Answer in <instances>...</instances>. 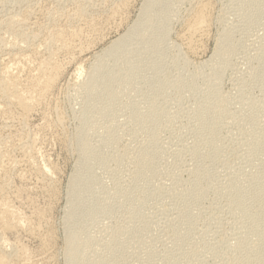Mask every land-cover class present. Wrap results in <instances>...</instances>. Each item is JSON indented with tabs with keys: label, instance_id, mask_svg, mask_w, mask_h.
Returning a JSON list of instances; mask_svg holds the SVG:
<instances>
[{
	"label": "rangeland",
	"instance_id": "rangeland-1",
	"mask_svg": "<svg viewBox=\"0 0 264 264\" xmlns=\"http://www.w3.org/2000/svg\"><path fill=\"white\" fill-rule=\"evenodd\" d=\"M124 1L0 0V81L15 76L22 95L34 97L30 113L26 115L17 107L4 106L0 97V207L10 214L12 223L21 220L15 233L12 230L5 236L0 234V259L7 256V264H70L65 244L71 233L68 231L73 230L72 233L83 232V239L86 236L88 240L80 255L82 264H264V235L261 234L264 232V151L260 155L253 152L254 146L264 143V1L207 0L211 20L208 30L197 39L194 51H188L181 36L198 1L164 0V4L161 0L164 8H171L168 37L166 30L158 32L157 40L159 38L162 45L157 42L156 51L147 49L139 60L137 57L136 61L132 60L135 66L142 63V56L151 54L136 66L140 71L133 77L137 79L129 77L131 83L125 79L126 83L110 85L109 94L117 99H108L107 92L95 99L89 91L95 61L111 42L132 30L146 0ZM249 2L256 3V7ZM245 13L254 14L247 18ZM10 23L14 25L13 30ZM149 32L147 29L146 35ZM57 33L64 37L62 44L53 40ZM224 34L227 45L232 44L234 49L228 51L223 63L218 60L217 67L216 61L210 62V58L217 40ZM148 61L154 63L151 65ZM107 62L113 67L111 59ZM146 62L150 70L144 67ZM48 64H51L46 70L49 77L46 72L42 76L41 69ZM8 67L13 72L9 73ZM163 67L168 70L161 72ZM146 69L151 74L154 69L158 73L154 70L156 75H151ZM217 69L221 70L217 72L219 75ZM40 76L44 80L52 79L42 92L34 86ZM209 76H213L215 82L209 81ZM149 79H154L153 83ZM174 79L181 85H174ZM257 81H261L259 85ZM147 84L150 87L147 88ZM136 88L138 93L133 91ZM27 91L32 93L26 95ZM220 96L225 105L220 111L223 113L218 117L219 122L213 109L216 111ZM205 98L211 102L215 100V108L212 103L205 105L206 100L210 102ZM153 100L161 107L158 108V103V106L150 105ZM94 101L99 107L93 106ZM134 105L139 106L141 114ZM139 108L146 109V114L150 112L148 118L153 119L146 121L147 115ZM251 109L253 111L249 112ZM105 110L110 117L106 121L101 114ZM94 112L100 114L92 115ZM211 124L214 133L209 131L213 127ZM108 134L114 135L108 137ZM79 135L89 140L87 152L76 145ZM106 139L109 146L104 144ZM145 149L156 151L155 168L138 179L137 165ZM100 153L108 155L100 160ZM81 160L86 166L79 176V180L83 179L80 186L88 193L86 205L82 206L76 202L77 185L71 182ZM201 168L207 170L203 172ZM197 170L201 171V176H209L202 178ZM199 177L207 184L203 181L202 185ZM196 186L201 187L203 197L200 194V198ZM257 187L260 194L255 190ZM236 189L240 190V196L245 192L244 198H238ZM234 193L237 200H242L236 206ZM255 193L260 198L252 201ZM240 204L246 206L247 211ZM164 205L167 207L162 208ZM70 214H74L72 219ZM179 227H183V231Z\"/></svg>",
	"mask_w": 264,
	"mask_h": 264
},
{
	"label": "bare ground",
	"instance_id": "bare-ground-1",
	"mask_svg": "<svg viewBox=\"0 0 264 264\" xmlns=\"http://www.w3.org/2000/svg\"><path fill=\"white\" fill-rule=\"evenodd\" d=\"M124 1V0H123ZM168 1V0H167ZM198 2H196L197 3V5H196V7H195V9H194V11H193V14L189 17V19H188V21L186 22V25H184V32H182V34H183V36H181V39H182V37H183V41H184V46H186V48L188 49V51H194V47H195V44H196V41H197V39H199V37L200 36H202V35H204V33H206V31L208 30V27H209V23H210V18H209V4L210 3H208L207 2V0H197ZM245 1V0H244ZM248 1H250V0H248ZM253 1V0H252ZM256 1V3H258L257 2V0H254V2ZM261 1V0H260ZM264 1V0H263ZM125 2V1H124ZM123 2V3H124ZM172 2V1H171ZM240 2H241V0H240ZM162 2H161V0H146L145 2H144V4H143V6H142V10H141V12H140V16H139V19H138V21L135 23V25L133 26V28H132V30L129 32V33H127V34H124V35H122L121 37H119L118 39H116L115 41H113V42H111V44L101 53V55L99 56V58H98V60H96L95 61V63H94V65H93V67H95L94 68V70H93V76H92V80H91V84H90V87H89V91H90V93H91V96L93 97V98H95L96 96H98V95H100V94H102V96H103V92H107V94H106V96H107V98L108 99H110V100H115V96L114 95H110L109 94V88H110V85L112 84V83H114V82H123L125 79H127L128 80V78L129 77H133V76H135L136 74H139V73H137V72H139L140 71V69H138L139 67H136V66H138L139 64H142L143 63V61H144V57L145 56H142L143 57V61H141L142 63H138L137 65H135V66H133V64H132V60H134V58L135 57H139V56H141V55H143V54H145V52H146V50L147 49H151V52H152V49L154 50V51H156L157 49H155L156 47H154L155 45L157 46V42H158V40H159V38H158V40H157V35H158V32H160V31H164V30H166L165 32L167 33H165V36L167 35V37H168V30H169V28L171 27L170 25H168V23H167V21H169L170 19L168 18V15H170V14H168V11L171 9H166V7L164 8V6H162V4H161ZM163 3H164V0H163ZM248 3V2H247ZM249 3H252V5L253 6H255L256 5V3H253V2H249ZM260 3V2H259ZM262 3V2H261ZM165 4V3H164ZM171 4V3H170ZM172 4H173V2H172ZM192 4H194V3H192ZM263 4V3H262ZM243 5V4H242ZM251 5V6H252ZM259 5V4H258ZM125 6V5H124ZM167 6H169V5H167ZM250 6V5H249ZM253 6L252 7H250V9L251 8H253ZM262 6V5H261ZM260 6V7H261ZM169 7H171V6H169ZM256 7V6H255ZM264 7V6H263ZM122 9V8H121ZM212 9V8H211ZM258 9H259V7H258ZM262 9V8H261ZM29 10H30V8H29ZM124 10V9H123ZM253 10V9H252ZM255 10V9H254ZM264 10V9H263ZM172 11V10H171ZM251 11V10H250ZM256 11V10H255ZM80 12V11H79ZM121 12V11H120ZM170 12V11H169ZM247 12H248V10H247ZM257 12V11H256ZM6 13H7V11H6ZM258 13H259V10H258ZM257 13V14H258ZM262 13H263V11H262ZM262 13H261V15H260V17L262 16ZM9 14V13H8ZM120 14V13H119ZM171 14H172V12H171ZM246 15H248L247 16V18L249 17V15H251V14H248V13H245ZM254 14V13H253ZM253 14H252V16H253ZM79 15H80V13H79ZM121 15V14H120ZM25 16V15H24ZM171 16V15H170ZM169 16V17H170ZM264 16V15H263ZM80 17V16H79ZM82 17V16H81ZM80 17V18H81ZM24 19V21H25V18H23ZM22 19V20H23ZM87 19V18H86ZM251 19V18H250ZM13 20V19H12ZM12 20H10V21H12ZM15 20V19H14ZM17 20V19H16ZM30 21V20H29ZM14 22V21H13ZM20 22H22V21H20ZM33 22V21H32ZM31 22V23H32ZM78 22V21H77ZM248 22H249V20H248ZM15 23V22H14ZM85 23V22H84ZM13 24V23H12ZM11 23H10V27H12V26H14V25H12ZM21 24V23H20ZM170 24H171V21H170ZM17 25V24H16ZM35 25V24H34ZM33 25V26H34ZM66 25V24H65ZM167 25L169 26V28L167 27ZM9 26V25H8ZM68 26V25H67ZM9 27V28H10ZM16 28H17V26H15ZM72 27V26H71ZM29 28V27H28ZM59 28V27H58ZM18 29V28H17ZM25 29V28H24ZM149 30L150 32H149V34L148 35H146V33H145V31L146 30ZM168 29V30H167ZM11 30H13V27H12V29ZM22 30V29H21ZM55 30V29H54ZM73 30V29H72ZM71 31V30H70ZM6 32V31H5ZM72 32V31H71ZM74 32V31H73ZM10 33V32H9ZM64 33V32H63ZM163 33V32H162ZM11 34H13L12 32H11ZM16 36H17V34L16 33H14ZM21 34V33H20ZM67 34V33H66ZM69 34V33H68ZM160 35V34H159ZM158 35V36H159ZM162 35V34H161ZM230 35V34H229ZM25 36V35H24ZM51 36V35H50ZM70 36H72V35H70ZM164 36V35H163ZM231 36V35H230ZM48 37V36H47ZM167 37H165L164 39H166ZM221 37V36H220ZM228 37V36H227ZM21 38H22V36H21ZM51 38H52V36H51ZM63 38L64 37H62V34H59V33H57V35L56 34H54V37H53V40L56 42L57 41V43L58 42H60L61 44L63 43ZM163 38V37H162ZM16 39H17V37H16ZM19 39V38H18ZM23 39V38H22ZM230 39H232V38H230ZM53 40H51L53 43H54V41ZM65 40V39H64ZM69 40V39H68ZM160 40H161V38H160ZM20 41V40H19ZM71 41V40H70ZM161 41H164V40H161ZM229 41V40H228ZM8 42V41H7ZM12 42V41H11ZM15 43V42H14ZM50 43V42H49ZM159 43V42H158ZM4 44V43H3ZM59 44V43H58ZM69 44V43H68ZM71 44V43H70ZM160 45H162L161 44V42L159 43ZM158 44V45H159ZM233 44H234V42H233ZM64 45V44H63ZM14 46V45H13ZM52 46V45H51ZM64 46H66V45H64ZM72 46V45H71ZM235 46H236V43H235ZM16 47V46H15ZM30 47V46H29ZM67 47V46H66ZM134 47V48H133ZM2 48V47H1ZM4 48V47H3ZM26 48V47H25ZM64 48V47H63ZM133 48V49H132ZM157 48H158V46H157ZM160 48H162V47H160ZM234 49V47H233V45L231 44V45H229V43H228V45H227V40H226V36H225V34H224V37H221L219 40H217V43H216V47H215V50H214V53H213V55H212V57L210 58V62H215V64L218 62V60L220 59V60H222V62L221 63H223V59H225L226 58V56H227V54H228V51H232ZM160 50V49H159ZM158 50V51H159ZM182 50V49H181ZM25 51V50H24ZM49 51V50H48ZM157 51V52H158ZM19 52H20V50H19ZM18 52V53H19ZM22 52V51H21ZM150 52V53H151ZM156 52V53H157ZM159 52H161V50L159 51ZM163 52V54H164V51H162ZM3 53V52H2ZM56 53V52H55ZM149 53V52H148ZM27 54V53H26ZM159 54V53H158ZM230 54V53H229ZM9 55V54H8ZM148 55V54H147ZM149 55H151V54H149ZM148 55V56H149ZM14 56V55H13ZM38 56V55H37ZM148 56H146V57H148ZM158 56V55H157ZM156 55H155V57H157ZM163 56V55H162ZM222 56V57H221ZM224 56V57H223ZM15 57H17V54H16V56ZM14 57V58H15ZM141 57V58H142ZM145 57V58H146ZM155 57H153V56H151V58L153 59H155ZM162 58L160 55L158 56V58ZM22 58V57H21ZM29 58V57H28ZM31 58V57H30ZM51 59H52V57H50ZM222 58V59H221ZM228 58V57H227ZM13 59V58H12ZM18 59V58H17ZM108 59H111L112 60V62H113V67H110L109 66V64H108V62H107V60ZM136 59V58H135ZM148 59V58H147ZM157 59V58H156ZM155 59V60H156ZM14 61H16L17 62V60H16V58L15 59H13ZM31 60V59H30ZM29 60V61H30ZM45 60V59H44ZM53 60V59H52ZM52 60H50V61H52ZM138 60H139V58H138ZM146 60V59H145ZM149 60H150V58H149ZM155 60H153V61H155ZM158 60V59H157ZM161 60V59H160ZM163 60H165V59H163ZM162 60V61H163ZM219 60V61H220ZM134 61H136V60H134ZM133 61V62H134ZM152 61V60H151ZM149 62V64H151L152 62ZM162 61H161V63H162ZM24 62V61H23ZM26 62V61H25ZM43 62V61H42ZM45 62V61H44ZM137 62H139V61H137ZM158 62V61H157ZM164 62V61H163ZM14 63V62H13ZM19 62H17V64H18ZM21 63V62H20ZM46 63V62H45ZM154 63V62H153ZM152 63V64H153ZM160 63V64H161ZM164 63H166V62H164ZM187 63V62H186ZM206 63V62H205ZM209 63V62H208ZM220 63V62H219ZM221 63H220V66H221ZM224 63H227V62H224ZM42 64V63H41ZM51 64H53L52 62H51ZM51 64H48L47 65V67H45L44 69L42 68L41 70H42V76H43V74H44V72H46V70L48 71V69L50 68V65ZM136 64V63H135ZM148 64V65H149ZM151 64V65H152ZM157 64H159V63H157ZM9 65V64H8ZM11 65V64H10ZM9 65V66H10ZM14 65H16V64H14ZM147 65V62H146V64H145V66L144 65H142V66H144V67H146L147 66V69H149L148 67H151V66H148ZM155 65V64H154ZM154 65L152 66V67H154ZM167 65V64H166ZM204 65V64H203ZM223 66L225 65V66H227L226 64H222ZM17 66V65H16ZM25 66V65H24ZM57 66V65H56ZM159 66V65H158ZM165 66V65H164ZM205 66H207L206 64H205ZM204 66V67H205ZM210 66H211V64H210ZM214 66V65H213ZM216 66H217V64H216ZM219 66V67H220ZM6 67V66H5ZM17 67H19V66H17ZM136 67V68H135ZM140 67H141V65H140ZM156 67V66H155ZM154 67V68H155ZM166 67H168V66H166ZM165 67V68H166ZM218 67V66H217ZM222 67V66H221ZM11 69V67H8V69ZM16 68V67H15ZM20 68V67H19ZM19 68H18V70H19ZM51 68H52V66H51ZM159 68H161V66L159 67ZM164 67L162 68V71L161 72H163V70L165 69ZM224 68V67H223ZM222 68V70L224 71V69L226 68H224L223 69ZM9 69V73H10V70ZM17 69V68H16ZM39 69V68H38ZM56 69H57V67H56ZM55 69V70H56ZM59 69V68H58ZM147 69H146V72H148L147 71ZM153 69V68H152ZM156 69V68H155ZM154 69V70H155ZM221 69V68H220ZM14 70V69H13ZM143 70V69H142ZM154 70H151V71H153L152 72V74H154ZM156 70H159L158 68L156 69ZM156 70H155V73H158V72H156ZM166 71L168 70V69H165ZM264 69L262 68V71H263ZM7 71V70H6ZM27 71V70H26ZM40 71V70H39ZM81 71V69L79 70V72ZM145 71V70H144ZM143 71V72H144ZM160 71V70H159ZM219 71V73H220V71L221 70H219V69H217V71H216V73ZM262 71H261V68H260V72L262 73ZM11 72H13V71H11ZM20 72H22L21 70H20ZM56 72V71H55ZM160 72V73H161ZM165 72V71H164ZM255 72V71H254ZM256 72H259L258 70L256 71ZM8 73V72H7ZM6 73V74H7ZM38 73V72H37ZM81 73V72H80ZM141 73H142V71H141ZM148 73H150V72H148ZM219 73H217L218 75H219ZM5 74V73H4ZM6 74H5V76H6ZM22 74V73H21ZM39 74V73H38ZM46 74H48V72H46ZM147 74V73H146ZM145 74V75H146ZM151 74V73H150ZM150 74H147V75H150ZM151 74V75H152ZM211 74H214V70H213V73H211ZM259 74V73H258ZM257 74V77L259 76ZM8 75V74H7ZM16 75V74H15ZM40 75V74H39ZM51 75V74H50ZM154 75H156V74H154ZM161 75V74H160ZM159 75V76H160ZM180 75V74H179ZM178 75V76H179ZM182 75V74H181ZM181 75H180V77H181ZM217 75V76H218ZM17 76H18V74H17ZM138 76V75H137ZM164 76V79H165V77H167V76H165V74L163 75ZM163 76L162 77H160V78H162V81H164L163 80ZM168 76H169V74H168ZM190 76V75H189ZM214 76V75H213ZM213 76L212 77H210L209 79V81H211V79H213L214 80V78H213ZM220 76H221V74H220ZM219 76V77H220ZM253 76H255V74H253ZM263 76H264V74H263ZM262 76V77H263ZM7 77V76H6ZM34 77V76H33ZM48 77H49V74H48ZM173 77V76H172ZM177 77V76H176ZM180 77H179V79H180ZM185 77V76H184ZM188 77V76H187ZM187 77L186 78H184V79H187ZM2 78V77H1ZM20 78V77H19ZM32 78V77H31ZM44 78H47V77H45V75H44ZM55 78V77H54ZM134 78V77H133ZM146 78V77H145ZM144 78V79H145ZM151 78H153V77H151ZM154 78H156V76H154ZM178 78V77H177ZM190 79H191V77H189ZM193 78H194V76H193ZM193 78H192V80H193ZM256 77H254V79H255ZM37 79H38V81H37ZM36 79V84H34V86H35V88H36V90L38 89V90H40L41 92H42V89H45L47 86H49L50 84H51V80L52 79H42V77L40 76L39 78H37ZM130 79V78H129ZM134 79H137V77L136 78H134ZM147 79V78H146ZM145 79V80H146ZM157 79H158V77H157ZM170 79H171V77H170ZM182 79H183V76H182ZM195 79V78H194ZM216 79V78H215ZM260 79V78H259ZM262 79V78H261ZM21 80V79H20ZM28 80H29V78H28ZM126 80V81H127ZM149 80H151L152 81V83H153V80L154 79H149ZM148 80V81H149ZM189 80V79H188ZM219 80V79H218ZM258 80V79H257ZM30 81H32V80H30ZM33 81H35V80H33ZM55 81V80H54ZM126 81H124L125 83H126ZM135 81V80H134ZM166 81V80H165ZM168 81V80H167ZM174 81L176 82V81H179V80H177V79H174ZM174 81H172L173 83H174ZM182 80L180 79V82H181ZM185 81H187V80H184V82ZM191 81V80H190ZM217 81V80H216ZM262 81V80H261ZM260 81V82H261ZM127 82H130L129 80L127 81ZM144 82V81H143ZM147 82V81H146ZM168 82H170V81H168ZM180 82H176V83H174V85H176V86H178V85H181V83ZM212 82H215V80L214 81H212ZM252 82H253V80H252ZM259 82V83H260ZM35 83V82H34ZM131 83V82H130ZM147 83H150V82H147ZM191 83H193L192 81H191ZM196 83V82H195ZM255 83H256V79H255ZM254 83V84H255ZM257 83H258V81H257ZM259 83H258V85H259ZM28 84V83H27ZM194 84V83H193ZM20 84H19V81H18V78L17 77H15V76H9V77H7L6 79H1V81H0V97H1V100H2V102L1 103H3V105L4 106H12V107H17L21 112H22V114L23 115H26V114H28V113H30V108H31V104L33 103H31V99L32 100H34V97H32V98H30V94H29V97H25L24 95H22V91L18 88V86H19ZM133 85V84H132ZM135 85V84H134ZM149 84H147V88L148 87H150V85L148 86ZM195 85V84H194ZM32 86V85H31ZM52 86V85H51ZM135 86H138V85H135ZM193 86V85H192ZM249 86H251V85H249ZM255 86V85H254ZM29 87V86H28ZM154 87V86H153ZM195 87V86H194ZM34 87H32V89H33ZM51 88V87H50ZM132 88H134V87H132ZM252 88V87H251ZM130 89V88H129ZM141 89V88H140ZM139 89V90H140ZM154 89V88H153ZM210 89H212V88H210ZM209 89V90H210ZM22 90H24V88L22 89ZM30 90V89H29ZM34 90V89H33ZM131 90V89H130ZM136 90H138L137 88L135 89V90H133L134 92L136 91ZM155 90V89H154ZM244 90H246V89H244ZM243 90V91H244ZM248 88H247V92H248ZM132 91V92H133ZM208 91V90H207ZM207 91H205L206 93H207ZM212 91V90H211ZM213 91H214V89H213ZM212 91V92H213ZM246 91H244V92H246ZM26 92V91H25ZM25 92H23V93H25ZM30 92V91H29ZM28 91H27V94L26 95H28V93H29ZM34 92H35V90H34ZM33 92V93H34ZM137 92V91H136ZM139 92V91H138ZM137 92V93H138ZM210 92V91H209ZM212 92L210 93V96H212L211 94H212ZM217 92V91H216ZM243 92V93H244ZM30 93H32V92H30ZM39 93V92H38ZM215 93V92H214ZM213 93V94H214ZM218 94H219V92H217ZM242 93V94H243ZM203 94V93H202ZM42 95V94H41ZM204 95H205V93H204ZM207 95H209V93L207 94ZM216 96H217V94H215ZM44 96V95H43ZM214 96V95H213ZM244 96H246V95H244ZM203 97H206V96H203ZM218 97V96H217ZM98 98V97H97ZM220 98H221V96H220ZM96 99V98H95ZM95 99H93V100H95ZM106 99V98H105ZM117 99V98H116ZM206 99H208L209 100V98H205V100ZM212 99V98H211ZM218 99V98H217ZM204 100V99H203ZM221 100H222V98H221ZM221 100L219 99L216 103V111H215V109H213V113H215L214 115H215V117H216V119L218 120V117H220V115H221V113H223V112H220L224 107H223V105H225V102L223 103V100H222V102H221ZM154 101V100H153ZM210 102H208L207 100L204 102L205 103V105H206V102L209 104H211L212 103V105H213V102L215 101H213V102H211V100H209ZM95 102L96 101H94V103H93V106L95 105L96 106V104H97V102H96V104H95ZM157 102V101H156ZM36 103V102H35ZM158 103V102H157ZM157 103H155V101L152 103V104H150V105H152L153 106V104H156L157 105ZM39 104V103H38ZM37 104V105H38ZM159 104V103H158ZM203 104V103H202ZM207 104V105H208ZM136 105V104H135ZM134 105V106H135ZM138 105V104H137ZM33 106H35V105H32V107ZM152 106H150V107H152ZM155 106V105H154ZM158 106V105H157ZM208 106H210V105H208ZM214 106V105H213ZM213 106H211V107H213ZM96 107H99L98 105L96 106ZM138 107L139 106H135V108H137V110L136 111H138ZM149 107V108H150ZM161 107V105L159 104V107L158 108H160ZM201 107V106H200ZM204 106H202L201 108H203ZM90 108H93V107H90ZM148 108V109H149ZM154 108V107H153ZM158 108H157V110H158ZM205 108V107H204ZM203 108V109H204ZM214 108H215V106H214ZM99 109V108H98ZM133 109H134V107H133ZM139 109H141V108H139ZM143 109V108H142ZM141 109V110H142ZM209 109V108H208ZM32 110V109H31ZM92 110H96V111H99V110H97V109H95V108H93ZM144 110H146V109H143V111ZM150 110H152V109H149V111ZM156 109L154 108L152 111L154 112ZM160 110H162V109H160ZM202 110V109H201ZM212 110V109H211ZM206 111V110H205ZM224 111V110H223ZM251 111H253L252 109L249 111V112H251ZM89 112V111H88ZM87 112V113H88ZM134 112V111H133ZM139 113H140V111H138ZM137 112V113H138ZM145 112V111H144ZM148 112V111H147ZM157 112V111H156ZM158 112H159V110H158ZM161 112V111H160ZM220 112V113H219ZM86 113V112H85ZM142 113V112H141ZM140 113V114H141ZM150 113V112H149ZM149 113H147V114H149ZM211 112H209V114H210ZM97 115L98 116V114H100V112L98 113V112H94L92 115ZM101 114H104V118H105V121H106V119H108V118H110V117H108L107 116V110H105V111H103V113H101ZM134 115H135V113H133ZM145 114H146V112H145ZM146 114V115H147ZM208 114V115H209ZM251 113H249V115H250ZM86 117H88V114L86 115V114H84ZM91 115V116H92ZM95 115V116H96ZM134 115H133V117H134ZM138 115V114H137ZM143 115V114H142ZM155 115V114H154ZM207 115V114H206ZM206 115H204V116H206ZM30 116V115H29ZM89 116H90V114H89ZM132 116V115H131ZM139 116H141V115H139ZM138 116V117H139ZM145 116V115H144ZM210 116H211V114H210ZM209 116V117H210ZM213 116V115H212ZM211 116V117H212ZM94 116H92L91 118H93ZM100 117V119H101V117L102 116H99ZM137 117V118H138ZM146 117V116H145ZM149 116L147 115V118H148ZM210 117V118H211ZM88 118H90V117H88ZM95 118H98V117H95ZM104 118H103V120H104ZM150 118H152V117H150ZM150 118H148V119H146V118H144V120L146 119V121L147 120H150ZM158 118V117H157ZM200 118H203V117H200ZM205 118V117H204ZM207 118V117H206ZM212 118H214V117H212ZM87 119V118H86ZM131 119H133V118H131ZM135 119H136V117L134 118V121H135ZM143 119V118H142ZM153 119V118H152ZM216 119L214 120V121H216ZM83 120H84V118H83ZM90 120V119H89ZM92 120V119H91ZM98 120H99V118H98ZM97 120V121H98ZM139 120V119H138ZM141 120V119H140ZM143 120V121H144ZM156 120V119H155ZM158 120H159V118H158ZM158 120H156V121H158ZM204 120V119H203ZM208 120V119H207ZM87 121V120H86ZM85 121V122H86ZM100 121V120H99ZM104 121V122H105ZM108 121V120H107ZM109 121H110V119H109ZM112 121V120H111ZM110 121V122H111ZM142 121V122H143ZM145 121V122H146ZM151 121V120H150ZM202 121V120H201ZM219 122H220V119L218 120ZM89 122V121H88ZM91 122V121H90ZM100 122H102V121H100ZM103 122V123H104ZM109 122V123H110ZM137 122V121H136ZM141 122V121H140ZM141 122V123H142ZM203 122V121H202ZM201 122V123H202ZM205 122V121H204ZM203 122V123H204ZM87 123V122H86ZM111 123H113V122H111ZM110 123V124H111ZM118 123V122H117ZM150 123V122H149ZM159 123H160V121H159ZM206 123H207V121H206ZM205 123V124H206ZM210 123H213V121L211 122L210 121ZM218 123V122H217ZM102 124V123H101ZM115 124V123H114ZM135 124H137V123H135ZM143 124H147V123H143ZM150 124H153V123H150ZM155 124H156V122H155ZM214 124V123H213ZM112 125V124H111ZM138 125V124H137ZM157 125V124H156ZM212 125V124H211ZM216 125V124H215ZM218 125V124H217ZM105 126V125H104ZM106 126H110V125H106ZM143 125H141V127H142ZM158 126V125H157ZM203 126V125H202ZM213 126V125H212ZM3 127V126H2ZM102 127V126H101ZM116 128H118L117 127V125L115 126ZM121 126L119 125V128H120ZM153 127H154V124H153ZM156 127V126H155ZM204 127V126H203ZM217 127V126H216ZM216 127H215V130H216ZM107 128V127H106ZM105 128V129H106ZM207 128V127H206ZM212 128H214V126L213 127H211V129L209 130V131H214ZM108 129H110V128H108ZM115 129V128H114ZM218 130H219V128H217ZM111 130V129H110ZM113 130V129H112ZM207 130V129H206ZM217 130V131H218ZM108 132H109V130H107ZM216 131V132H217ZM156 132V131H155ZM154 132V133H155ZM219 132V131H218ZM110 134H111V132H109ZM157 133V132H156ZM205 133V132H204ZM211 133V132H210ZM214 133V132H213ZM213 133H211L212 134V136H213ZM110 134H108V137H113V135L114 134H112V135H110ZM210 134V135H211ZM155 135H157V134H155ZM154 135V136H155ZM216 135L217 134H215V136L214 137H216ZM117 136H119L118 135V133H117ZM117 136H116V138H117ZM153 136V135H152ZM207 136H208V133H207V135H206V139H208L207 138ZM211 136V137H212ZM208 137H210V136H208ZM213 137V138H214ZM202 138V137H201ZM205 137H203V140L205 141V139H204ZM2 139V138H1ZM110 139V138H109ZM117 139H119V138H117ZM117 139H115V140H117ZM154 140L156 139V138H153ZM111 140H112V138H111ZM111 140H110V142H111ZM114 140V139H113ZM209 140V139H208ZM212 140V139H211ZM107 142V139L105 140V143L104 144H107L108 142H109V140H108V142ZM199 142H201V139L200 140H198V143ZM77 143V144H76ZM75 144L76 145H78L79 147H80V149L82 150V151H84V152H87L88 151V145H89V140L87 139V136L86 137H81V135H79V137H78V140H77V142H76ZM203 143V142H202ZM103 144V145H104ZM110 144V143H109ZM111 144H113V142L111 143ZM115 144V143H114ZM200 144V143H199ZM108 145V144H107ZM255 145V144H254ZM3 146V145H2ZM23 146V145H22ZM106 146V145H105ZM104 146V147H105ZM109 146V145H108ZM107 146V147H108ZM112 146V145H111ZM114 146V145H113ZM152 146V145H151ZM20 147V146H19ZM153 147V146H152ZM109 148V147H108ZM108 148H106V149H108ZM150 148V147H149ZM154 148V147H153ZM4 149V148H3ZM102 149V148H101ZM152 149V148H151ZM0 150H1V148H0ZM109 150H111V149H109ZM109 150H107L108 152H110ZM251 150H252V147H251ZM35 151V150H34ZM106 151V152H107ZM154 151V150H153ZM150 151V149H145L144 150V152L142 153V155L140 156V158H139V163H138V171H136V177L138 178V179H140L141 177H142V174L144 173V172H146L147 170H149V169H152L154 166H153V163H154V157H155V152L156 151ZM262 151H264V143L262 142V143H260L259 142V144H257L256 146H254L253 147V152H254V155H256V154H258V155H260V153L262 152ZM101 152H102V150H101ZM207 152V151H206ZM252 152V151H251ZM202 153V152H201ZM200 153V154H201ZM209 153H210V151H209ZM213 153V152H212ZM212 153H210V154H212ZM215 154H216V152H214ZM213 153V154H214ZM1 154V153H0ZM102 154H103V152H102ZM102 154L100 153V160H102L103 158H105L108 154H106V155H103L102 156ZM104 154H105V149H104ZM204 154H206L205 153V151H204ZM202 155V154H201ZM209 156V155H208ZM211 156H213V155H211ZM120 157H122L121 155H120ZM124 157V156H123ZM122 157V158H123ZM213 157H215V156H213ZM11 158V157H10ZM201 158V157H200ZM202 158H204V157H202ZM208 158V157H207ZM212 158V157H211ZM210 157H209V159H211ZM1 157H0V161H1ZM120 159V158H119ZM204 159H206V158H204ZM215 159V158H214ZM4 160V159H3ZM120 160H122V159H120ZM202 160V159H201ZM123 161V160H122ZM211 161H212V159H211ZM28 162V161H27ZM31 162V161H30ZM81 163H79V165L76 167V170H75V174H74V176L72 177V184L73 185H77V194H76V202H77V204L79 205H81V204H85L86 205V196H88L87 194V191L86 190H84V189H82V187L83 186H80L82 183V181H83V179H81L80 178V180H79V176H80V174H81V171L83 170L82 169V167H85L86 166V163H84V160H81L80 161ZM201 162V161H200ZM14 163V162H13ZM24 164V163H23ZM155 164H156V162H155ZM154 164V165H155ZM198 164V163H197ZM21 166V165H20ZM89 166V165H88ZM199 166H200V164H199ZM198 166V167H199ZM202 166V165H201ZM198 167H197V169H198ZM155 168V167H154ZM1 169V168H0ZM45 169V168H44ZM195 169H196V166H195ZM202 169V168H201ZM205 169V168H204ZM204 169H202L203 170V172H205L204 171ZM155 170V169H154ZM152 171H153V169H152ZM196 171V170H195ZM194 171V172H195ZM198 172H199V170H197ZM149 172H151V171H149ZM148 172V173H149ZM201 172V171H200ZM199 172V173H200ZM47 173V172H46ZM206 173H208L209 174V172H206ZM194 175H197V173L196 174H194ZM23 176V175H22ZM199 176H201V173H200V175ZM204 176H205V174H204ZM204 176H201L202 178L204 177ZM209 175H207L206 174V178L208 177ZM24 177V176H23ZM195 177V176H194ZM197 177H198V175H197ZM201 177H199L200 179L198 180L199 182H201L202 180H201ZM204 177V178H205ZM136 178V179H137ZM196 178V177H195ZM205 178V179H206ZM5 179V178H4ZM3 179V180H4ZM137 179V180H138ZM82 180V181H81ZM81 181V182H80ZM203 181H204V179H203ZM203 181L201 182L202 183V185H204L203 184ZM206 181V180H205ZM204 181V182H205ZM197 182V181H196ZM196 182H193V183H195L196 184ZM236 182H238V181H236ZM236 182L234 183V184H236ZM81 183V184H80ZM85 183V182H84ZM83 183V184H84ZM206 184H207V181L205 182ZM191 184H192V182H191ZM200 184V183H199ZM262 184H263V181H262ZM6 185H8V184H6ZM194 184H192V186H193ZM196 185H198V183L196 184ZM233 185V184H232ZM261 185V184H260ZM85 187L84 188H86V185H84ZM192 186H190L189 188H192ZM201 186V185H200ZM234 186V185H233ZM232 186V187H233ZM236 186V185H235ZM237 186H238V184H237ZM263 186V185H262ZM262 186H260L261 188H262ZM1 187V186H0ZM194 187V186H193ZM197 187V186H196ZM202 187V186H201ZM201 187H197L198 188V190H199V188H201ZM232 187H230V188H232ZM259 187V186H258ZM258 187H257V189H255V190H257V192L259 193V189H258ZM142 188V187H141ZM208 188V186L206 187V189ZM193 189V188H192ZM203 189V188H202ZM139 190V189H138ZM190 190V189H189ZM194 190V189H193ZM201 190V189H200ZM199 190V192L200 193H198L199 195L200 194H202L201 193V191ZM205 190V189H204ZM236 190H238V194L237 195H239L238 196V198H241L242 199V197L245 195V192H244V194H242L241 196H240V194H239V189H236ZM259 190V191H258ZM1 191V190H0ZM3 191V190H2ZM136 191V193L138 192L137 191V189L135 190ZM134 191V192H135ZM192 190H190V192H191ZM196 191V189L193 191L194 193H196L195 192ZM21 192V191H20ZM134 192H132V193H134ZM139 192H141V191H139ZM143 192V191H142ZM254 192H256V191H253V193ZM256 192V193H257ZM8 193V192H7ZM116 193V192H115ZM118 193V192H117ZM135 193V194H136ZM251 193V192H250ZM256 193L254 194V196L256 195ZM261 193V192H260ZM259 193V194H260ZM139 194V193H138ZM141 194V193H140ZM144 194V193H143ZM198 194H196V195H198ZM235 194V193H234ZM121 195V194H120ZM120 195L118 196V197H120ZM191 195V194H190ZM198 195V196H199ZM203 195H204V192H203V194H202V197H203ZM19 196V195H18ZM115 196H117L116 194H115ZM114 196V197H115ZM132 196H133V194H132ZM140 196V195H139ZM193 195H191V197H192ZM195 196V195H194ZM197 196V197H198ZM248 196V195H247ZM251 196H253V194H251ZM253 196V197H254ZM135 197V196H134ZM138 197V196H137ZM190 197V196H189ZM190 197V198H191ZM196 197V196H195ZM121 198V197H120ZM119 198V199H120ZM190 198H188V199H190ZM194 198V197H193ZM192 198V199H193ZM200 198H201V195H200ZM232 198H234V197H232ZM237 197H236V194H235V198L234 199H236ZM244 198V197H243ZM246 198H249V197H246ZM260 197L259 196H257L256 195V197H254L253 199H252V201H254L255 199H256V201L259 199ZM7 199V198H6ZM195 199V198H194ZM196 199H199V198H196ZM241 199H236L235 200V202H234V200H232V202H234L235 204V206H236V204H238L239 202L241 203ZM2 200V199H1ZM132 200L134 201V199H133V197H132ZM135 200H137V199H135ZM251 200V199H250ZM245 201V200H244ZM243 201V202H244ZM252 201H249L250 203L252 202ZM255 201V202H256ZM7 202V201H6ZM94 202V201H93ZM237 202V203H236ZM259 202V201H258ZM92 203V202H91ZM248 203V202H247ZM247 203H244V205H247ZM257 203V202H256ZM255 203V204H256ZM87 204H88V202H87ZM253 204V203H252ZM76 205V204H75ZM77 205V207L76 208H78L79 206ZM242 207L241 208H244L243 210H246L245 209V207L246 206H244V205H242V204H240ZM4 206V205H3ZM82 206V205H81ZM248 206H250V205H248ZM248 206H247V208H248ZM163 207H167V206H162V208ZM238 207H239V205H238ZM1 208V207H0ZM161 208V209H162ZM110 209V208H109ZM166 209V208H165ZM249 209V208H248ZM1 210H2V208H1ZM4 210H5V208H4ZM77 210V209H76ZM106 210H108V209H106ZM160 210V209H159ZM167 210V209H166ZM243 210H242V213H243ZM3 211V210H2ZM2 211H0V234H2V236L4 235H6V233L7 232H12V230H13V232H14V229H17V228H19V223L18 222H20V221H16V224H14V223H12V220L9 218L10 217V214L9 215H7L4 211L2 212ZM5 211H7V209L5 210ZM109 211V210H108ZM247 211V210H246ZM250 213H251V215H252V210H251V208H250ZM8 213H9V211H8ZM250 213L248 214V215H250ZM13 214V213H12ZM14 215H15V213H14ZM13 215V216H14ZM243 215H244V213H243ZM12 216V215H11ZM245 216H246V214H245ZM252 216H254V214L252 215ZM256 216V215H255ZM15 217V216H14ZM74 217V214H70V219H72ZM244 217V216H243ZM250 217V216H249ZM245 218H247V216L245 217ZM259 218V217H258ZM256 219V218H255ZM261 220V219H260ZM257 222V220H254V222ZM258 221H259V219H258ZM262 221V220H261ZM14 222V221H13ZM32 223V222H31ZM20 224H21V222H20ZM262 224V223H261ZM260 223H259V225H261ZM256 225V224H255ZM257 226V225H256ZM260 227V226H259ZM183 228V227H182ZM182 228L180 229V227H179V229L180 230H182ZM25 229V228H24ZM177 230V231H179L180 232V230ZM18 230V229H17ZM21 230V229H20ZM28 230V229H27ZM185 230V229H184ZM263 230V229H262ZM261 230V231H262ZM25 231V230H24ZM75 231V230H74ZM82 231V230H81ZM183 231V230H182ZM182 231H181V233H182ZM186 231V230H185ZM184 231V234L186 233ZM264 231V230H263ZM262 231V232H263ZM9 232V233H10ZM17 232V231H16ZM68 232H73V230L71 231V230H69ZM15 233V232H14ZM68 234L67 236V241H66V246H67V248H66V251H67V255H68V259H69V263L70 264H82V260H81V257H80V255H81V252H82V250H84V248L86 247L85 245L87 244V241H86V236H84V239H83V234H81V233H83V232H81V233H79V232H75V233H72V234ZM264 233V232H263ZM263 233H261L262 235H264ZM8 234V233H7ZM18 234V233H17ZM35 234V233H34ZM184 234H182V235H184ZM260 234V235H261ZM180 235V234H179ZM182 235H181V237H182ZM261 235V236H262ZM185 236V235H184ZM40 237V236H39ZM263 237V236H262ZM2 238V237H1ZM4 240V239H3ZM45 240V239H44ZM250 240V239H249ZM263 240H264V238H263ZM7 241V240H6ZM251 241V240H250ZM249 241V242H250ZM246 242H248V241H246ZM248 242V243H249ZM43 244H44V242H43ZM250 244H251V242H250ZM20 245V244H19ZM6 246H8V245H6ZM85 246V247H84ZM43 249V248H42ZM111 249V248H110ZM18 250V249H17ZM15 251V250H14ZM20 251H22V250H20ZM108 251V250H107ZM112 251V250H111ZM15 253V252H14ZM110 253V255H111V252H109ZM1 254V253H0ZM12 254V253H11ZM17 254H18V252H17ZM16 254V255H17ZM19 254H20V252H19ZM23 254V253H22ZM24 254H25V252H24ZM109 255V254H108ZM7 257V256H6ZM5 257V258H6ZM21 257V256H20ZM5 258H3V257H1V259H0V263L1 264H7V261L8 260H5ZM9 258H10V256H9ZM29 259V258H28ZM247 261H250L249 259L247 260ZM6 262V263H5ZM30 262V261H29ZM252 262H254L253 260H252ZM10 263V262H9ZM247 264H248V262H247ZM250 264V263H249ZM252 264V263H251ZM255 264V263H254Z\"/></svg>",
	"mask_w": 264,
	"mask_h": 264
}]
</instances>
